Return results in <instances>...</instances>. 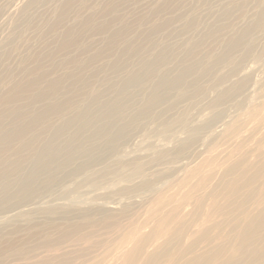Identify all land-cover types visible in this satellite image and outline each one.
Segmentation results:
<instances>
[{
  "label": "rangeland",
  "instance_id": "rangeland-1",
  "mask_svg": "<svg viewBox=\"0 0 264 264\" xmlns=\"http://www.w3.org/2000/svg\"><path fill=\"white\" fill-rule=\"evenodd\" d=\"M262 5L264 0H0V135L20 134L0 154V176L6 173L10 180L8 187L0 186V227L26 213L34 220L45 217L42 221L61 217L55 225L79 224L86 234L97 225L94 233L103 237L107 229H101V219L90 224L80 217L88 213L98 219L107 205L118 210L128 205L132 220L150 230L148 213L157 209L156 196L187 191L190 171L224 158L232 147L226 127L244 122L245 133L253 127L250 115L264 109V23L252 24L248 37L239 39L259 19ZM136 74L141 82L126 85ZM181 76L185 88H175ZM236 85H243L241 91L220 98ZM101 104H113L119 113L104 120ZM87 105L97 123L107 126L105 135L86 128L69 144L81 146L84 154L71 155L66 139L77 133ZM22 126H28L23 134ZM112 127L122 129L123 138L109 140ZM36 136L42 146L58 149L48 168L32 162L31 148L16 155ZM185 140L189 146L178 153ZM162 152L167 156L159 158ZM16 159L21 166L12 171ZM65 159L70 160L62 167ZM33 171L40 173L30 195L20 190V181ZM221 172L212 182L232 178ZM147 181L154 186H144ZM66 205L80 209L47 218L48 207ZM188 209L180 215L188 216ZM74 242L89 246L85 240H64L59 248L71 249ZM102 253L93 249L95 257Z\"/></svg>",
  "mask_w": 264,
  "mask_h": 264
},
{
  "label": "bare ground",
  "instance_id": "bare-ground-1",
  "mask_svg": "<svg viewBox=\"0 0 264 264\" xmlns=\"http://www.w3.org/2000/svg\"><path fill=\"white\" fill-rule=\"evenodd\" d=\"M261 7L259 19L251 22L244 30V36L239 39L248 37L246 33L253 30L252 24L259 26L264 23V5ZM234 46L232 45V47ZM221 58H218L214 64L220 62ZM210 69L200 72L199 76L211 71ZM182 78L183 76L173 85L176 86L175 88L183 89L185 82L181 81ZM140 82L139 75L136 74L126 80L125 84L130 86L132 83ZM242 86L236 85L235 88H231L232 90L224 91L220 98L230 96L235 91L238 92ZM193 91L196 93L201 91V86L197 82ZM123 95L121 94V98ZM160 95L155 92V96ZM57 107L60 108L61 105H57ZM91 107V105H87L82 110L77 133L66 139L65 146L69 148L71 155L80 152L84 154L85 150L81 146L70 148L69 144L71 141L76 142L86 128H92L95 134L105 135L104 130L107 126L103 125L104 123H100V125L97 123L99 120L96 119L97 116L91 115ZM99 109L104 120H111L115 114L119 113L113 104H101ZM17 111H20L19 107ZM250 116H254L253 127L245 133H242L244 122L226 127L224 134L227 133L233 139L232 147L224 158L211 162L204 161L193 171H190L184 180L185 183H189L187 191L178 197L176 194L166 193L156 196L155 208L160 209L163 206H169V208L165 213H158L154 208L150 209L148 218L151 220L150 222H153V227L150 230L142 231L138 223H135L136 220H132L133 214L131 215V208L128 205L121 210L115 206L107 205L106 213L100 215L101 218L98 219L88 213L80 217L84 221L88 220V223H90V219L94 222L101 219V223H104V228L101 227V229H107L103 237L97 234L99 232L96 233L99 237L94 233L96 231L94 228L97 225H90V230L93 232L91 236L92 232L87 231L88 234L82 232L86 230L79 226L80 222H74L78 226L69 224L67 221L57 226L54 223L56 220L61 221V217L51 221H42L45 219L43 216V219L34 220V216L32 218V214L29 212L31 215L24 214L25 219H18L14 222L8 220L9 224L0 227V261L7 264H98V261L103 263L108 259L106 264H264V109L257 111L255 115L252 113ZM35 118H38L37 115ZM133 122L134 118L131 117L129 124ZM27 127L22 126L18 130L20 133H24L25 130H28ZM112 128L106 135L109 140H117L120 138L118 136H122L120 131L122 129ZM13 132L2 131L0 154L8 147L9 142L17 139L20 135ZM60 134L57 133L56 136L59 137ZM189 144L190 140L183 141L178 153L185 151ZM22 146L16 153L18 158L20 157L18 154H21L22 150L31 148L35 150L30 156L35 165L48 168L57 161L55 156L58 149L50 143L42 146L37 136L24 142ZM46 151L47 153H45ZM44 154H48V156L43 157ZM165 155V152L158 154L159 158H163ZM249 155H255V158L249 160ZM69 160H62L61 166L63 167ZM19 166H21V162L16 159L12 164V171L20 169ZM217 170H222L221 173H224L225 177L230 175L232 178H227L228 180L221 178L216 183L212 182ZM37 172H30L26 178L20 181V190L24 191L23 193H35L33 192L35 191L34 184L40 173ZM8 176L6 173L0 176V186L4 188L9 186ZM48 180L46 179L44 182H48ZM144 186L152 188L154 185L147 181ZM66 206L68 207L47 206V210L44 208L47 218H53L57 211L70 213L80 209V207L72 205ZM185 206H189L188 216H181L180 212ZM38 211L40 212V210ZM45 212L44 214H46ZM35 215L37 214L35 213ZM64 240H85L89 246H76L77 242H74L73 245L76 247L63 250L59 247ZM65 245H67L66 242ZM96 247L103 251L100 258L93 256V249L95 250Z\"/></svg>",
  "mask_w": 264,
  "mask_h": 264
}]
</instances>
